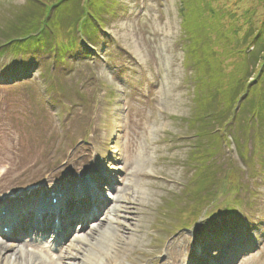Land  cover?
<instances>
[{
	"label": "rangeland",
	"instance_id": "1",
	"mask_svg": "<svg viewBox=\"0 0 264 264\" xmlns=\"http://www.w3.org/2000/svg\"><path fill=\"white\" fill-rule=\"evenodd\" d=\"M27 2L0 0V44L4 40L1 36L3 25L17 16ZM117 2L115 15L107 16V37L101 38L98 48L94 50L97 57H93V60L86 61L80 50L67 54L61 63L52 58L53 53L38 56L29 53L26 57L17 58L10 53L4 56L0 54V80H10L11 76L6 74L8 69L15 72L24 66L30 70L17 72L14 78L27 74L31 76V82H16L14 88H5L0 83L2 181L17 183L42 170L55 172L61 169V173H67L83 164L84 159L90 160L88 168L81 171L86 175L96 173L95 169L99 172L120 169L115 164L121 167L130 165L132 170L134 162L146 156L149 161L143 169L157 174L160 180H134L142 183L150 193L146 201L151 210L136 225L140 233L136 237L131 236L134 241L132 245L114 251V262L109 260L108 264H170L167 261L168 247H172L175 238L181 235L187 237L186 242L190 239L188 249L192 245L195 250V254L187 250V261L192 259L191 264H201L203 257L199 256V251L204 250L198 238L205 240L214 230L223 232L234 222L242 225L245 222L252 229V243L245 247H255V240L260 244L240 264H264V173L254 178L244 177L247 189H243L239 196L245 191L251 204H244L241 217H234L226 211L210 218L203 216L193 230H182L175 234L155 228L162 208H167L171 201L179 202L183 185L194 171L187 161L190 134L194 130L184 119L194 111L193 88L187 82L194 83L195 79L194 71L186 65L190 61L185 60L186 49L179 45L182 39L189 42L184 38L186 27L180 11L185 4L184 0ZM213 5L231 9L238 24L242 20H252L255 27L264 32V0H218ZM247 28L243 26L240 37ZM46 67L53 69L61 94L67 96L66 101L74 110L72 114H63L64 107L53 102L42 103L45 98L42 94L47 88L39 71ZM111 88L119 93L115 99L117 105L113 106L106 97V92ZM116 115L121 116L124 130L118 132L115 140L117 147H114V132L106 129L111 123L105 119L111 116L115 120ZM87 128L91 129L92 134L85 140ZM98 136L96 144L101 148H98L99 154L94 155L92 146ZM108 139L110 147L106 148L104 142ZM231 148L222 150L225 157L222 160L233 157L241 166L245 161L236 156L234 146ZM249 148L252 152L253 144L250 142ZM110 155L118 159L108 161ZM103 159L105 164L102 163ZM244 168L247 170L246 165ZM164 178L169 180L168 184L162 181ZM155 184L162 188L153 189ZM164 186L173 192L175 198L163 189ZM181 249L185 250L177 244L175 250L180 252ZM89 254L96 257L97 252L90 248ZM211 256L220 262L216 252Z\"/></svg>",
	"mask_w": 264,
	"mask_h": 264
},
{
	"label": "trees",
	"instance_id": "2",
	"mask_svg": "<svg viewBox=\"0 0 264 264\" xmlns=\"http://www.w3.org/2000/svg\"><path fill=\"white\" fill-rule=\"evenodd\" d=\"M214 1L218 0H184L180 7L184 38L189 41L182 39V44L193 63L197 87L190 123L205 149L219 150L236 142L244 157L250 142L258 156L264 149V32L252 20L238 24L231 9L214 6ZM115 4L117 0H32L3 25L1 36L7 46L26 51L46 42L54 31L60 37V52H67L72 47L63 33L69 29L71 41L77 40L78 30L93 38ZM49 5L54 8L50 17ZM43 24L52 29H43L40 38L25 39L20 46L14 41ZM244 25L248 28L240 37ZM234 170H227L226 180L236 176Z\"/></svg>",
	"mask_w": 264,
	"mask_h": 264
},
{
	"label": "bare ground",
	"instance_id": "3",
	"mask_svg": "<svg viewBox=\"0 0 264 264\" xmlns=\"http://www.w3.org/2000/svg\"><path fill=\"white\" fill-rule=\"evenodd\" d=\"M148 161H149L148 157L141 156L138 162L136 163L134 162L135 165L133 169L128 173L129 175L127 182L122 187L117 189L116 196L113 197L112 203H110L111 200L108 199V207H109L108 214L110 215L103 218L104 220H101L95 226L89 228V230H91L92 233L106 232V236L102 237L105 239H103L100 242L101 246L96 251L97 254H99V256L101 254L106 253L107 255L106 254L103 255V256L106 255L105 260L110 259L112 262H114L113 253L111 252L108 254L107 253L108 251L112 249H117L118 251V249H121L128 244L132 245L131 242L134 241L131 239V236L136 237V235L140 233V229L139 227H136V225L140 224L141 221L145 219V217L148 215V213L151 210V206L148 205V201H146V198L148 197V195L150 196V193L149 192L147 193L142 183H137L136 180H134V178L141 177L140 179L142 178L144 179V178L152 177V175L149 172L143 169L146 167ZM60 171H58V173H60ZM52 176H53L52 178L53 180L56 176L54 174ZM2 180L3 178L0 177V193L13 187L11 184L3 183L6 181L5 180L2 181ZM59 183L65 184V181L61 179ZM83 185H85V183L80 182L76 186L73 185V187L74 189H77L78 186L80 187ZM63 188L67 189L69 188V185ZM152 188L160 189L162 188V186L159 184H155L153 185ZM56 198H61L64 203L69 204L64 196L56 197ZM62 200H60L58 203H60ZM135 219H137L136 223H134ZM86 225H90V222L85 221L84 225L82 226H86ZM106 227L107 229L105 230ZM74 236L78 240L83 238V237H79V235H74ZM119 244L120 246L118 247ZM177 244H178V240H176L174 242V245L171 247V252L172 255L178 261V264H181L183 262V255L181 253L176 252L175 249ZM120 254L121 253H118V255ZM10 255H14L13 262H17L19 259H23L24 264H37V262L40 260L37 254L26 255L24 251L13 249V244H9L7 242L0 240V264H7L9 262ZM64 257L66 259H70L72 257H77V255L73 253H69V254L65 253ZM116 257L119 258V256L117 255ZM88 258L91 259L94 257L89 256ZM88 262H89L88 260L84 261V263L87 264ZM68 264H70V262H68Z\"/></svg>",
	"mask_w": 264,
	"mask_h": 264
}]
</instances>
